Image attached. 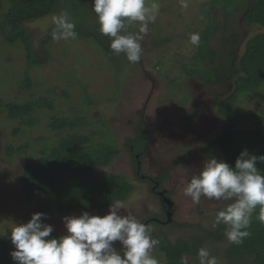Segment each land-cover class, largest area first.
Listing matches in <instances>:
<instances>
[{
    "label": "rangeland",
    "instance_id": "374dc122",
    "mask_svg": "<svg viewBox=\"0 0 264 264\" xmlns=\"http://www.w3.org/2000/svg\"><path fill=\"white\" fill-rule=\"evenodd\" d=\"M83 2L92 15L87 17L89 22L98 23L92 0ZM218 2L222 3L221 0H190L189 8L183 9L179 0H159L160 13L155 23L149 25L148 35L141 42L142 58L136 64L113 59L93 39L77 36L75 39H52L43 43V35L55 26L51 21L53 14L28 25L34 33V50L44 60L41 65L28 66L23 48L16 50L18 44L14 48L13 45H5L6 51L14 49L16 55H10L0 64V97L17 103L34 102L35 109L26 119L11 118L6 110L0 111V235H11L15 223H26L33 213L41 212L43 195L28 201L22 190L21 173L26 152L38 156L35 151L45 149L47 145L55 146L73 132L92 135L90 144L111 138L118 143L119 152L113 154L111 163L96 169L107 174L123 173L134 184L133 193L121 201L125 214L131 212L142 220L161 210L162 202L152 193L148 182L138 178L125 145L127 138L134 137L135 125L140 119L151 137L142 157L141 172L157 176L170 171L163 185L171 190L175 201L173 220L191 223L162 226L166 236L172 241L202 238V246L218 258L219 264H255L248 259L230 260L225 254L229 243L226 237L212 236L216 229L212 227L214 215L225 202L202 197L200 204H194L190 197L183 195L184 186L192 174L199 171L205 158L215 156L226 161L219 145L209 150H205V146L220 136L227 121L218 105H214L215 96L223 98L231 94L236 77L228 81L230 86L220 83L209 86L190 73L197 67L193 58L198 49L190 45V34L204 31L212 23L219 24L207 44L220 53L230 45L227 40L234 37L237 43L231 48L238 49V53L233 58L229 57L236 66L248 40L264 30L259 25L246 24L247 6L242 0H224L228 11ZM66 3L67 0H61L54 14L64 10L73 21H77ZM137 29L138 24L134 23L128 31ZM120 58L127 60L126 57ZM204 64L208 66L210 60H204ZM26 70L33 85L28 89L22 86L19 91L15 81ZM259 90L258 94L243 92L240 95L237 109L242 119L238 127L252 126L253 120L248 116L255 112L264 113V88ZM196 109L200 110L199 114L189 119L190 111ZM61 117H84L87 120L86 124L78 123L76 127L53 129L54 118ZM30 118H34L32 123H23ZM15 128H20L21 133L16 135ZM28 143L26 152L16 151L13 155L8 152V147L17 149ZM82 213L60 211L53 201L45 222L54 226L51 235L58 237L66 232L63 217ZM159 229V226H154V236ZM116 247H121L118 241ZM152 254L165 260V253L158 245ZM186 256L198 263L197 255Z\"/></svg>",
    "mask_w": 264,
    "mask_h": 264
},
{
    "label": "trees",
    "instance_id": "16d2710c",
    "mask_svg": "<svg viewBox=\"0 0 264 264\" xmlns=\"http://www.w3.org/2000/svg\"><path fill=\"white\" fill-rule=\"evenodd\" d=\"M67 1L66 7L68 6L69 11L73 12V17L78 18L77 21H74L77 36L93 39L113 59L129 62L120 58V56L126 57L123 53L120 55L113 53L109 47L110 38L100 33L99 24L89 22L87 17L92 15H90L89 8L85 6L83 0ZM221 1L222 3L218 2V5L223 4L224 6H222L227 9L224 0ZM60 2L61 0H0V64L10 55H16L14 49L11 52L6 51L5 45H13L14 48L17 44L16 50L19 48L24 49V59L27 61L28 66L43 63L34 50L32 44L34 33L28 25L34 20L56 13ZM242 2H245L247 6L246 24H256L264 29V0H242ZM218 26L219 24L212 23L204 31L198 32L201 40L193 58L197 67L191 70L190 73H193L194 76L209 86L216 83L228 86V81L236 75L233 81V92L223 98L219 95L215 96L214 105H218L220 112L227 117V121L220 136L217 139L210 140L205 146V150H209L219 145L226 161L234 166L237 156L244 149L256 155L264 154V113L255 112L250 114L248 118L253 120L252 126L243 128L238 127L242 115L237 109L239 97L243 92L258 94L259 89L264 88V30L258 31L248 40L243 54L239 56L238 64L233 66V59L229 55L233 58L238 53V49L231 48L233 44L237 43L234 37L227 40L230 45L223 52L220 51L221 54L219 50L211 49L207 44L209 36L215 33L214 31ZM54 27L49 30L48 34L43 35V43L52 40L51 32ZM43 50L48 52L46 49ZM224 57L225 59L222 61ZM207 59L210 60L208 66L204 64V60ZM31 80L28 71H23L15 81L17 89L21 91L22 86H26V89L32 87L33 82ZM42 100L44 101V98ZM34 109V102L17 103L0 97V111L6 110L11 118L26 119L30 117V113ZM199 112V109L191 110L188 118L196 117ZM33 119L24 120L23 123L28 122L30 124ZM86 120L84 117L76 119L54 118L52 128L61 130L67 127H76L78 123L86 124ZM142 125L143 121L139 119L135 125V138H127L125 144L138 172L143 161L142 150L147 148L146 144L151 140L150 131H146ZM15 133L16 135L21 133L20 128H15ZM95 134L97 133L95 132ZM91 136L77 132L69 133L55 146L49 147L47 145L45 149L35 151L39 153L38 156L26 152L30 142L28 145L23 144L17 149L13 146L8 147L10 155H13L16 151L26 152L23 173H21L22 190L28 201H33L37 196L43 195L40 200L41 212L47 213L54 201L57 208L63 212L88 211L90 214L103 216L107 214V209L113 201L126 200L133 193L135 186L123 173L107 174L96 169L111 163L113 154L119 152V145L116 140L111 138L109 141L100 140L97 143L90 144ZM41 138L45 139V137ZM258 168L264 172V164H258ZM169 174L170 171L166 170L157 177L159 182L155 190L160 184L164 187L163 182L169 177ZM141 177L138 175V178L142 179ZM143 180L148 182L152 193L162 202L161 210L143 217L142 221L152 224L153 227L159 226L160 229L156 232L155 237L159 240V249L165 253L166 264H180L182 255H196L198 249L202 246V238L170 240L161 229L162 226L170 224L191 225V223L178 222L173 219L171 222H167L166 217L169 207L164 201L163 195L155 193V190L153 191L150 180L147 178ZM164 189L166 190L165 195L173 199L171 190L166 187ZM167 192L168 194H166ZM258 214L259 208L252 217V224L249 228L251 235L244 238L243 243L239 245L228 243L226 246L225 254L230 260L248 259L255 264H264V224H261L256 218ZM156 218L165 222L161 223ZM212 236L222 238L224 236V226L217 227ZM10 237L11 235H0V264H15L10 255L14 249ZM189 264L198 263L189 259Z\"/></svg>",
    "mask_w": 264,
    "mask_h": 264
},
{
    "label": "clouds",
    "instance_id": "9594fccd",
    "mask_svg": "<svg viewBox=\"0 0 264 264\" xmlns=\"http://www.w3.org/2000/svg\"><path fill=\"white\" fill-rule=\"evenodd\" d=\"M179 3L188 9L190 0ZM160 7L159 0H92L100 33L110 38L113 53H123L131 64L140 62L141 42L148 35L149 25L155 23ZM51 21L55 25L51 32L54 41L77 37L76 24L67 11L53 14ZM134 23L138 29L128 31ZM200 40L198 32L190 34V45L198 47ZM258 164H264V154L247 149L240 152L234 166L209 156L183 188V195L194 204H200L202 197L225 202L216 211L212 227L223 225L230 244L239 245L251 235L249 228L257 208L256 218L264 224V172ZM46 216L35 212L28 222L15 223L11 228L14 249L10 255L15 264H166V260L152 254L159 244L153 225L131 212L125 214L119 200L113 201L103 216L88 211L64 216L66 232L58 237L51 235L54 226L45 222ZM117 241L120 248L116 247ZM196 255L198 264H219L206 246H201ZM180 264H189V258L182 255Z\"/></svg>",
    "mask_w": 264,
    "mask_h": 264
},
{
    "label": "flooded vegetation",
    "instance_id": "af4514ba",
    "mask_svg": "<svg viewBox=\"0 0 264 264\" xmlns=\"http://www.w3.org/2000/svg\"><path fill=\"white\" fill-rule=\"evenodd\" d=\"M135 135H136V133H135ZM135 135H134V137L132 138V139H134L135 138ZM147 151V148L144 150V152L142 153L143 155L145 154V152ZM136 155H137V153H136ZM142 171V167L140 168V171L138 172V169H137V171H135V172H137V176L138 175H140V177H141V175H142V179H148V180H150L151 182H152V186H153V191L155 190L154 188L156 187V183H154L155 181H158L159 182V180L157 179V177L160 175H157V176H155V175H146V174H144V173H142L141 172ZM139 173V174H138ZM143 175H145V177L143 176ZM152 186H151V188H152ZM162 189H164V187H162V185L160 184L157 188H156V190L154 191L155 193H160L161 192V190ZM168 191V190H167ZM166 194H168V192L166 193ZM158 221H160L161 223H164L165 221L164 220H161V219H159V218H156Z\"/></svg>",
    "mask_w": 264,
    "mask_h": 264
},
{
    "label": "water",
    "instance_id": "95a60500",
    "mask_svg": "<svg viewBox=\"0 0 264 264\" xmlns=\"http://www.w3.org/2000/svg\"><path fill=\"white\" fill-rule=\"evenodd\" d=\"M139 168H140V166H139ZM155 185H156V186L158 185V181L156 182ZM154 189H155V188H154ZM165 192H166L165 189L162 190V191L160 192V195H163L164 201L167 203V205H168V207H169V210H168V212H167V222H171L172 219H173V217H172V208H173V206H174V204H175V201H174L173 199L167 197V196L165 195ZM170 209H171V210H170ZM146 224H147V222H146Z\"/></svg>",
    "mask_w": 264,
    "mask_h": 264
},
{
    "label": "bare ground",
    "instance_id": "6f19581e",
    "mask_svg": "<svg viewBox=\"0 0 264 264\" xmlns=\"http://www.w3.org/2000/svg\"><path fill=\"white\" fill-rule=\"evenodd\" d=\"M137 156H138V154H137ZM164 190V189H163ZM162 191V190H161Z\"/></svg>",
    "mask_w": 264,
    "mask_h": 264
}]
</instances>
